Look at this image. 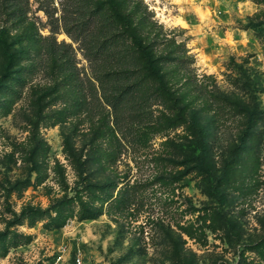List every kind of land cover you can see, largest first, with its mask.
I'll return each instance as SVG.
<instances>
[{"label": "rangeland", "instance_id": "374dc122", "mask_svg": "<svg viewBox=\"0 0 264 264\" xmlns=\"http://www.w3.org/2000/svg\"><path fill=\"white\" fill-rule=\"evenodd\" d=\"M37 4L0 14V232L32 235L0 264H264V0H142L143 44L176 58L156 62L139 95H160L122 129L37 54Z\"/></svg>", "mask_w": 264, "mask_h": 264}, {"label": "trees", "instance_id": "16d2710c", "mask_svg": "<svg viewBox=\"0 0 264 264\" xmlns=\"http://www.w3.org/2000/svg\"><path fill=\"white\" fill-rule=\"evenodd\" d=\"M133 2L137 4L133 9L125 8L127 12L113 9L116 4L122 6L117 0H59V8L53 5V0H38L36 6L45 14L49 29L48 34H40L37 54L43 52V59H61L78 90L85 99L88 96V101L83 102L86 108L89 110L87 102H97L100 105L97 112L102 114V105L108 106L113 122L119 129L123 116H128V125L140 122L149 98L160 95L157 89L151 90L147 96L139 95V86L143 81L161 77L156 62H169L176 58L170 55L151 57L142 42L143 27L139 24L143 21L142 17L139 22H133L142 0ZM29 4L30 0H0V14H4L6 20L25 19ZM143 7L146 6L143 4ZM60 31L78 43L82 54L91 64L95 62L91 76L80 75L71 43L57 40L56 34ZM32 64L24 71L28 72ZM25 78L24 73L22 80ZM247 115L252 120L259 117L255 111H247ZM40 212V209L33 208L28 216L40 218ZM31 239L30 233L0 232V256Z\"/></svg>", "mask_w": 264, "mask_h": 264}, {"label": "built area", "instance_id": "2783aa9c", "mask_svg": "<svg viewBox=\"0 0 264 264\" xmlns=\"http://www.w3.org/2000/svg\"><path fill=\"white\" fill-rule=\"evenodd\" d=\"M76 262L77 264H82L79 257L76 258Z\"/></svg>", "mask_w": 264, "mask_h": 264}]
</instances>
